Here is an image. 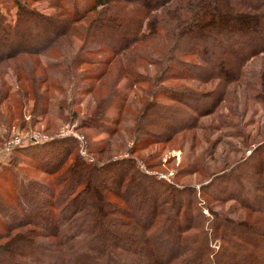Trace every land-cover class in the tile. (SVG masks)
<instances>
[{"label":"rangeland","instance_id":"1","mask_svg":"<svg viewBox=\"0 0 264 264\" xmlns=\"http://www.w3.org/2000/svg\"><path fill=\"white\" fill-rule=\"evenodd\" d=\"M17 1L30 12L38 14V23L30 21L27 13L18 17ZM192 1L169 0L162 7L153 9L150 17L158 19L156 34H149L148 39L112 54L107 47L115 43L114 39L118 41L117 38L124 31L100 29L98 22L102 15L109 12V8L116 14L132 15L141 9L140 2L112 0L108 7L99 4L94 9L91 7L93 0H0V219L13 224L9 226L13 227V231L0 226V246L6 243L7 247L11 246L13 242L27 237L38 242L55 241L52 236L46 235L49 228L39 230L26 223L34 220L43 222L41 218L20 216L12 198L16 194L13 190V173L23 183L34 181L31 182L37 187L34 201L40 210L49 212L47 207L50 201L42 184L50 186L56 193L68 188L73 193L75 185L70 187L63 181L71 179L74 173H71V169L74 170L76 166L74 171L80 170L84 181L88 180L86 190L100 196L106 205V215L109 216L108 212H111L114 216L111 222H115L118 228L135 230L138 228L133 222L128 226L129 219L124 220L128 216L122 214L121 210L127 205L115 195L114 182L99 173L95 174L92 169L78 168L80 159L87 164L124 163L120 168H126L127 160H135L146 173L178 186L195 185L198 189L214 175L239 163L243 164V174L253 178L252 185L263 181V174L250 166L253 164L250 159L259 154L264 156V108L253 99V92L246 87L247 80L244 83L227 82L221 77H213L203 81L184 73L179 78L164 80L167 71L163 65L171 64L177 57L204 64L197 56L179 53V43L175 48L177 55L174 52L175 58L169 59L175 47L173 39L178 34L171 32L174 20L188 16L198 18L197 14L189 15ZM246 3L245 0L228 2L230 8L235 6V9ZM75 10L88 13L73 18L69 23L70 30L57 34L61 25L50 17H68L67 13ZM211 13L209 16L213 18L223 15L235 19L233 12L223 9L222 3L213 4ZM251 13L253 10L249 8L248 16ZM2 21L13 25L15 22V28L3 30L5 26ZM231 21L234 20L228 22ZM207 40V44L211 43ZM249 41L243 42L246 44ZM180 44L182 48L187 45L183 41ZM201 44L205 45L206 42L201 41ZM221 50L224 49L218 46L217 53L215 51V55H212V49L209 65L206 63L208 71H219L221 64L228 66L230 58L219 61L225 58ZM16 53V57H11ZM7 57L11 58L5 59ZM245 70L249 75L264 70V53L255 56ZM134 73L149 75L150 78L133 81ZM98 74H103V78L97 79ZM250 82L253 83L252 80ZM162 87L174 93L177 89L196 92L199 102L190 97L186 101L191 105L196 104V107L207 108L208 113L199 120L202 125L185 130L180 123L188 117L186 105L164 94ZM111 89L112 93L109 92ZM99 98L105 99V104H101L102 113L97 110ZM160 103L174 110H170L169 114V109L161 111ZM175 110L180 115L171 114ZM199 116L200 113L196 119ZM63 141L67 142L65 145L73 142V149L69 147L67 153L64 152ZM42 144H46L45 149L52 155L42 153L36 158L28 155L44 146ZM22 149L23 152H20ZM123 159H126L125 162ZM5 164L10 165L5 167ZM97 183L101 186L97 187ZM233 183L232 189L239 192L237 194L249 196L248 201L253 204L264 205V188L258 193L254 192L251 198L247 189H243L237 181L233 180ZM223 199L217 201L208 198L213 208L203 209L207 222L214 213H222L231 220L248 224L254 222V216L264 219V213L246 210L233 199ZM20 223L22 225L17 226ZM258 223L264 227V222ZM168 224L166 227L175 228L174 222ZM165 237L171 239L170 236ZM213 246L218 248L215 242ZM245 250L243 253L248 255ZM158 253H161L160 250L154 252L153 257ZM256 255H259L258 251ZM115 260L119 262V258ZM90 261L91 257L87 262L90 264Z\"/></svg>","mask_w":264,"mask_h":264},{"label":"trees","instance_id":"2","mask_svg":"<svg viewBox=\"0 0 264 264\" xmlns=\"http://www.w3.org/2000/svg\"><path fill=\"white\" fill-rule=\"evenodd\" d=\"M111 1L93 0L91 7L97 9L99 4L108 7ZM129 1L140 2L142 4L141 9L132 15H128L116 14L109 8L108 14L102 15L98 22L100 29L111 28L124 31V34L117 38L118 41L114 39L115 43L107 47L112 54H118L133 47L143 39H148L149 34L150 36L156 34L158 19H151V12L157 7H162L169 0ZM229 1L193 0L188 12H190L189 15L197 14L198 18L192 19L193 17L188 16L174 20L171 32L178 34L173 39V46L175 45V47L174 51L170 52L169 59H173L176 44L179 43L177 47L179 53L197 56L204 61V64L191 63L174 57L175 60L171 64L163 65L167 71V77L164 80L179 78L181 73L195 76L196 79L203 81L213 77H221L227 82L244 83L247 80L246 87L253 92V99L255 102L261 103L264 108V100H262L264 99V70H261L260 73L254 71L251 75L245 70L247 64L255 56L264 53V0H245L247 3L236 9L235 6L230 8ZM215 3H222L223 9L233 12L232 16L235 19H229L223 15H216L215 18L209 16ZM17 7L18 17L27 13L31 18H29L30 21L35 20L38 23L36 18L38 14L34 11L30 12L18 1ZM248 7L253 10L250 16H248ZM87 13L75 10L72 13L68 12V17L53 16L50 18L61 25L58 29L60 32L57 33L61 34L70 30L69 23L74 20L73 18L77 19ZM230 20L234 21L228 22ZM250 20L253 21L250 22ZM2 22L5 26L3 30L8 31L15 28V22L14 25L8 21ZM207 39L211 43L207 44ZM245 40L250 41L245 44L243 42ZM182 41L187 44L183 48L180 44ZM201 41H205L206 44L202 45ZM218 46L224 49L221 52L223 53L222 57H225L219 61L223 62L230 58L228 66L221 64L222 68L219 71H208L209 67H206L209 65L210 53L212 49V53L215 51L217 53ZM17 54L11 57H16ZM175 54L177 55V52ZM206 70L207 73H205ZM133 75V81H142L149 77V75L140 73ZM96 78L102 79L103 74H98ZM250 79L253 83L250 82ZM162 88L164 94L170 95L179 104L186 105L188 117L182 119L180 123V125H184L185 130L202 125L199 120L208 113L207 108L196 107V104L191 105L186 101L190 97L193 101L199 102L200 98L196 92L177 89L174 93L169 91L167 87ZM109 92L112 93L113 90L111 89ZM101 104H105L104 98H99L96 103L100 113L103 112ZM122 106H125L124 102ZM160 107L161 111L170 108L161 103ZM170 110L174 109H169L168 114ZM215 112L216 109H214ZM199 113L200 116L196 119ZM171 114L180 115V112L175 110ZM164 118L167 117L164 116ZM66 143L63 141V150L67 153L69 147L73 149L74 143L69 142L65 145ZM42 145L44 146L36 149L37 152L35 150L28 155L33 158L42 156V153L52 155L45 149L46 144ZM20 152H23V149ZM124 160L126 159L122 161L125 162ZM251 160H253V164L250 166L254 167L256 172H261L264 178V156L259 154L251 157ZM47 161L49 162V160ZM79 161L78 168L81 166L82 169L88 171L92 169L95 174L99 173L105 176V179L114 182L113 191L116 192L115 195L127 205L121 210L122 214L128 216L124 220L129 219L128 226H130V222H133L138 230L118 228L115 222H111L110 219L114 216L111 212H108L109 216L106 215V205L100 196L92 195L91 191L86 190L88 180L84 181L80 170L74 171L75 165V169H71V173L74 172L71 179L66 178L63 181L67 186L73 187L75 185L76 190L73 193L70 188L56 193L50 189V186L42 184V187L45 188L44 191L48 194L47 199L50 201L47 207L49 212L40 210V206L34 201V191L37 189L36 185L33 186L31 183L34 181H30V184L23 183V180L18 178L16 173H13V190L16 194L12 198L18 206L20 216H26L30 219L41 218L43 222L34 220V222L26 223L34 225L39 230L49 228V234L46 235L52 236L55 241L38 242L30 237L17 240L19 236L15 237L16 239H14L17 241L13 242L11 246L7 247V243L0 246V264H43L44 262H47L46 264H89L87 261L90 257V264H264V227L258 223L264 222L261 216H254V222L248 224L243 221L231 220L222 213H214V215L211 214L213 217L209 219L210 222H207L208 219H205L203 213L204 208L207 207L208 210L213 208L208 198L217 201L222 198H224L223 200L233 199L246 210L264 213V205L253 204L248 201L247 197L249 196L237 194L239 192L232 189L233 180L237 181L243 189H247L252 198L254 192L258 193V190L264 188V179L259 181V184L254 182L256 185H252L253 178L242 172L241 166L243 164L239 163L240 165L237 164L238 166L236 165L234 168L214 175L212 180L206 181L198 189L195 185L178 186L158 178L154 174L146 173L141 170L135 160H127L126 168L119 167L124 164L121 162L110 161L104 165L87 164L81 159ZM8 165L10 164H5V167ZM97 184V187L101 186L99 183ZM217 185L220 186L216 189ZM106 192L108 193V189ZM124 220L120 219L122 222ZM169 222H174L173 227L175 228L166 227ZM22 223L17 226L22 225ZM11 225L13 226L12 222H2L0 219L2 228L13 231V227H9ZM171 232L173 233L171 234ZM164 236H170L171 239L163 238ZM214 242L218 248L213 246ZM243 249H246L248 255L246 252L243 253ZM159 250L161 253L153 257L154 252H159ZM239 251L242 252L239 253ZM257 251L259 255H256ZM116 258H119V262L115 260ZM249 260L253 262H249Z\"/></svg>","mask_w":264,"mask_h":264}]
</instances>
